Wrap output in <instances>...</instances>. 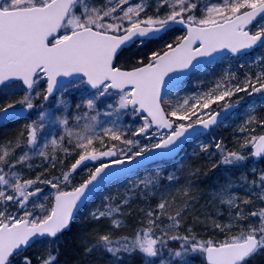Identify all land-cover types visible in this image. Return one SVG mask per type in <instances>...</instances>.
Returning <instances> with one entry per match:
<instances>
[{
    "label": "snow or ice",
    "instance_id": "snow-or-ice-1",
    "mask_svg": "<svg viewBox=\"0 0 264 264\" xmlns=\"http://www.w3.org/2000/svg\"><path fill=\"white\" fill-rule=\"evenodd\" d=\"M155 4L156 14L152 16L147 14L148 0H108L102 4L93 0L91 5L89 0H0V94L11 95L17 85L25 89L21 99L5 98L0 103V118H14L17 105L22 109H34L36 99L41 100L40 107L43 108L57 86L62 84L60 78L71 77L68 84L72 87L87 86L94 90L92 98L77 103L76 108L83 105L95 110L100 99L118 95L115 107L108 105L113 112L106 115L116 114L118 118L123 115L131 120L125 126L126 130L116 126L115 120L113 127L103 128L99 133L94 123H86L78 133L66 128L65 135L72 148L64 146L61 141L65 136H60L51 139L50 151L48 141L42 146L37 141L38 129L44 124L33 121L26 125L27 146L53 168L57 162L63 164V160L57 161V149L66 155L78 150L75 162L60 176L40 173L35 179H24L21 172L15 170L18 164L30 159L27 152L9 159L20 147L23 132L15 142L0 145V264H13V257L36 240L55 238L66 230L79 204L92 189L101 182L110 181L112 176L131 172L122 165L142 163L144 159L154 158L153 153L159 157L168 156L196 126L209 129L217 124L221 112H205V119L197 115L198 106L207 110L211 103L225 101L222 110L227 111L232 104L226 98L230 100L237 93L264 95V71L254 79L246 77L242 83L232 86L221 88L218 84L215 91L204 94L191 105L187 99L172 105L162 95L166 85L169 89L178 86L183 74L199 65V58H214V54L221 52L237 55L258 44L264 46V0H220L219 3L155 0ZM161 10H165L163 15H160ZM258 18L261 19L257 23ZM254 24L256 31L252 32L250 26ZM175 26L182 28L185 34L168 42L165 37L176 30ZM134 38L141 44L144 38L163 41V46L145 58H130L136 62L126 68L120 60ZM41 80L46 82L43 91L38 90ZM57 104L67 108L64 99L58 100ZM38 116L43 120L45 113L40 112ZM193 116H196L195 120H192ZM90 119L94 122L97 117ZM59 123L67 125L68 120ZM246 123L264 125V120L257 121L255 116H250ZM247 130L243 126L240 129L242 132ZM140 137L152 142L142 143ZM105 138L113 143L107 144ZM96 141L102 146L99 153ZM249 145L254 149L252 156L264 155V135L246 139L241 147ZM214 147L221 152L222 164L231 165L246 159L239 151L224 149L221 142H216ZM201 149L207 151L208 145H201ZM105 157L111 158L108 163L101 160ZM97 160L101 162L88 170L86 178L78 184L71 183L79 168ZM27 167L30 169L32 165ZM114 167L116 172H110L109 169ZM140 183L147 187L152 181ZM252 184L260 189L258 199L264 201V173L259 184L256 181ZM39 185L55 191L49 197ZM69 186L70 190H65ZM184 196H188L186 190ZM222 202L229 206V221L224 224L213 221V227L221 231L236 228L238 234L220 244L197 240L191 229L186 235L175 232L189 203L185 200L174 207L175 201L167 198H161L154 209L147 210L149 227L139 229L133 239L114 240L110 234H102L97 243L117 259L121 252L131 254L135 251L145 258H157L162 256L168 241H176L179 249H169V253L182 264L189 253L204 255L207 264H247L264 251V207L246 210V206L252 204L250 197L231 196ZM127 203L124 199L115 207L106 205L104 211H93L91 215L96 219L112 217ZM164 218L167 223L161 227ZM112 224L120 226L115 219ZM21 260L23 264H32L27 256ZM54 261L55 256L49 253L42 264H54ZM146 264L151 261L146 260ZM159 264H171V261L160 259Z\"/></svg>",
    "mask_w": 264,
    "mask_h": 264
},
{
    "label": "trees",
    "instance_id": "trees-1",
    "mask_svg": "<svg viewBox=\"0 0 264 264\" xmlns=\"http://www.w3.org/2000/svg\"><path fill=\"white\" fill-rule=\"evenodd\" d=\"M151 42L153 41H148V43ZM155 48V51H157L161 47L155 46ZM129 63L131 62L128 61V64ZM124 67L127 68V65H124ZM210 76H213V74L208 75V77ZM22 92L25 93V90H16L14 92V97L9 99H21ZM5 98L6 97L2 98V102ZM39 100L40 99L34 100V104H37ZM263 114L264 108L252 114V116H255L258 121L260 116L264 117ZM18 122L19 121L10 122L0 126V145L7 141L15 142L17 138L20 137L21 132L16 126ZM255 124L257 123L250 124L249 129L257 132V126L264 127V125L258 124L255 126ZM220 129L222 128L212 130L208 135L214 131H220ZM72 131L77 133L76 130ZM222 135L223 133H221V137ZM46 138L49 139L48 136H46ZM225 138L226 137H224V139ZM227 139L228 137L226 140ZM22 141V138H20V144ZM48 142L50 144V141ZM105 142L111 145L112 141L106 138ZM61 143L70 149L72 148V145L68 144V141L64 142L63 140ZM94 143L97 151L102 150L99 141ZM185 148H187V150L184 156L182 153L173 160H161L149 166L138 168L130 175L122 178L124 180L130 179V186L124 198L127 199L129 203L128 207L126 206L127 204L122 205L120 211L115 213L112 217L94 218L91 215L93 211H104L106 205L115 207L124 200L118 201L108 195L107 186L76 215L71 226L65 232L53 240L42 239L40 244L45 242L51 243L49 253L55 256L54 264H135V261L139 259L141 254L139 251H135L131 254L121 252L118 254L120 256L119 259L110 253L109 256H105L102 260L94 259L91 261L86 251V245L94 240L95 237L98 238L102 234H110L114 240H119L122 237H128V239L131 240L139 229L149 227L147 224V210L149 208L154 209L161 198H167L170 201L174 200V207H178L182 205L185 200H188L189 209L185 212L179 228L175 230V232H178L180 235L189 234L187 230L191 229L192 234H194L198 240H212L215 244L223 243L230 239L231 236L236 235L238 229L233 228L231 230L225 229L221 231L213 227V221L221 224L229 221V217L225 216V208L227 207V209H229V206L223 203L222 200L228 199L231 196L241 197L238 188L243 182H248L249 189L256 193L257 187L252 184L249 178L253 170L257 173L255 164H248V162H237L231 165L222 164L220 162L222 159L221 152L213 149L212 144L208 145L207 151L197 148L188 153L189 147L186 146ZM59 154H62V151L57 153V156ZM77 154L78 150L73 151L67 160L74 161L77 158ZM59 160H63L60 155L57 157V161ZM47 165H50V163L47 162V164H45L43 162H38L34 164L28 172L29 175L27 178L35 179L36 175L45 172V167ZM57 165L62 166L63 164L57 162L55 168ZM246 165H250L251 168L248 169L245 167ZM47 171L51 172L50 170ZM203 174L206 175V181H203ZM170 175L174 177L171 180L168 178ZM134 178L139 179L132 182ZM144 180H151L152 183L148 184L146 187L145 184L140 183V181ZM185 190L188 193L187 197L184 196ZM109 197L112 199H106ZM141 209L144 211L142 212ZM113 219L120 222L119 227L112 224ZM166 223L167 220L164 218L161 227H164ZM202 231L215 233H211V237L208 238L207 235L205 237L201 236V234H203ZM156 234L159 235V232ZM36 245V243L32 244L25 251L34 250ZM99 246L104 253V247L100 244ZM262 262L261 258H258L253 264H264V262ZM172 264H182V261L180 259H175L172 261ZM183 264L191 263L186 260Z\"/></svg>",
    "mask_w": 264,
    "mask_h": 264
},
{
    "label": "rangeland",
    "instance_id": "rangeland-1",
    "mask_svg": "<svg viewBox=\"0 0 264 264\" xmlns=\"http://www.w3.org/2000/svg\"><path fill=\"white\" fill-rule=\"evenodd\" d=\"M96 4L107 3L108 0H94ZM204 3H219L220 0H203ZM90 5L93 3V0H89ZM149 7L147 10L148 15L155 16V0H148ZM165 10H161L160 15L164 14ZM260 21V20H259ZM258 21V22H259ZM257 22V23H258ZM252 32L256 31V25L254 24L250 27ZM184 33L180 30L170 33L165 39L168 42H171L176 36H182ZM155 46L162 47L163 41L157 42L153 41L151 43H147L143 41V44L140 42H136L133 46L128 48L123 54L120 60L121 65H127V67H131L135 64V60L130 58L133 57H140L145 58L147 57L152 51H155ZM261 58H264V46H260L259 48L254 49L253 51L238 55H224L216 62L212 63L209 66H206L202 69L195 70L185 81L180 83L176 86L173 90H171L168 94L164 97L168 100L172 105L177 103H183L185 99L189 101V105L196 103L198 98L203 97L204 94L213 92L217 89V85H221V88L224 85L232 86L238 83H242L246 77L254 79L257 74L264 71V63H261ZM128 61L131 62L128 64ZM213 74V76L208 77V75ZM45 87L44 80H41L38 90L43 91ZM65 87H67V91H65ZM20 85H17L16 90L21 89ZM23 90V89H22ZM14 92L11 95L7 93L0 94V103L2 102V98H13ZM93 92V91H92ZM92 92L87 91L85 86H81L80 88H74L68 82L63 85L57 94L51 98L46 104H44L43 108L40 107V101L37 102L36 107L32 110V112L26 116L25 118L18 120L17 128L20 132L24 133L22 137V143L20 147L16 148L19 150H15V154L13 157H9V159H14L19 155L27 152L30 159L26 160L22 164H18L15 170H19L21 175L24 179H28V172L31 170L27 167L28 164H31L32 167L34 164L38 162H43L47 164L41 157L35 156L33 154L32 148L27 146V131L26 125L32 123L33 121H37V123H43L44 127L42 129H38L37 132V141L39 145H43L46 140L51 141L53 138L59 139L60 136H65L64 142L68 141L67 136L65 135V129L69 128L71 130H76L80 132L83 126L86 123H94L97 125L96 131L97 133L101 132L103 128L106 127H113L112 121H116V126L120 127L121 130H126L125 126L131 123V120L128 116L121 115L119 118L116 114L113 115H106V113L113 112V108H109L108 105H115L119 100L118 95H110L105 98H102L98 101L96 109L90 110L85 106H81L80 108H76V104L80 103L82 100H86L92 98ZM63 93V96L61 95ZM25 93L22 92L21 96L23 97ZM34 95V93H33ZM243 97V99H240ZM60 99H64L67 102V108L63 105H58L57 101ZM37 100V99H36ZM229 103L237 104L239 107L238 109L230 115L219 127L222 128L220 131H214L208 136H198L194 138L187 146L189 147L188 153L192 152L197 148H201V145H210L212 144L213 149L217 150L214 145L216 142H221L224 149L227 151H239L243 154L246 159L244 161H240L239 163H247L251 162V150L250 146L248 147H241L246 139H250L252 135L259 136L260 134L264 133V127L257 126L255 131H249L250 124H247L249 117L252 114L256 113L258 110L264 108V95L260 93H255L252 96H248L246 93H237L230 98H226ZM225 101H218L216 103H211L209 109L203 110L200 106L197 107L196 112L197 115H201L202 118H207V115H204L205 112H214L222 108ZM20 106V105H17ZM40 112H44L45 116L43 120H41L38 116ZM96 116V121H91V117ZM67 119L68 124L63 125L59 123L60 120ZM175 119V118H173ZM196 116L192 117V120H195ZM72 122V124H71ZM180 121H177L179 123ZM184 123H189L190 121H183ZM120 123V124H119ZM245 127L248 129L247 131H240L241 127ZM238 130L239 133L236 131ZM155 131V129H153ZM221 133H223L221 137ZM49 137V139L46 138ZM230 136V137H229ZM224 137H228L224 139ZM142 143H151L152 141H145L143 137H140ZM106 141V138H105ZM113 143V142H111ZM66 146V145H65ZM51 150V145L49 144V151ZM187 148H184L180 154H186ZM61 152L57 149V153ZM72 154V153H71ZM70 154V155H71ZM60 157L63 159L64 163L61 167L57 166L58 173L50 172L44 173L46 176H60L62 172L68 171L70 168L72 161H68L67 159L70 155H66L63 151L62 154H59ZM58 155V156H59ZM57 156V157H58ZM68 161V162H67ZM109 162V161H108ZM255 168L257 169V173L253 170L251 175L253 176L251 180L256 181L259 184L260 176L264 173V157L261 158L258 163H254ZM236 164V163H235ZM97 165H89L75 173L72 177L71 183L78 184L81 182L83 178L87 177L88 170L94 169ZM45 167V166H44ZM47 170L50 168L45 167ZM211 168V167H210ZM209 168V169H210ZM250 175V176H251ZM37 176V175H36ZM139 178L132 179V182L137 181ZM250 180V181H251ZM42 187L51 197L50 195L53 194L55 190L50 189L46 185H39ZM130 186V179H119L107 187V194L110 195L115 200H122L125 198L127 189ZM65 190H70V186L65 188ZM260 193V189L257 187L256 195L258 196ZM105 194V193H103ZM51 203V200H49ZM258 205L260 207H264V201L257 200ZM49 203V204H50ZM129 206V203L126 205ZM257 207V206H256ZM258 209V207H257ZM229 209L225 208V216L229 217ZM245 224L247 221L244 222ZM185 224V223H184ZM203 234L201 236H206L208 238L211 237V233L214 234L215 232H205L202 231ZM238 234V231H236ZM135 236H133L134 238ZM132 238V239H133ZM198 240V238H197ZM60 243V242H59ZM36 247L34 250H30L28 252L23 251L18 253L16 256L13 257V264H23L21 257L27 256L31 259L32 264H42L43 259L47 258L49 255V249L51 247V243L45 242L40 244V242L36 243ZM58 244V243H57ZM169 249L177 250L179 249V242L176 241H168L167 246L162 251V256L157 258H145L142 254H140L139 259L135 261V264H146V260L151 261V264H159L160 259L165 261H172L179 258H174L170 255ZM261 258L264 262V251H261L258 255L251 258L252 264L255 260ZM187 261L191 264H205L203 255L200 253H189L187 257ZM262 262V263H263Z\"/></svg>",
    "mask_w": 264,
    "mask_h": 264
},
{
    "label": "water",
    "instance_id": "water-1",
    "mask_svg": "<svg viewBox=\"0 0 264 264\" xmlns=\"http://www.w3.org/2000/svg\"><path fill=\"white\" fill-rule=\"evenodd\" d=\"M177 27H179V26H177ZM181 29H182V28H181ZM134 41H136L135 38H134ZM134 41H133V42H134ZM133 42H130L128 46H130ZM258 46H260V45L258 44V45L255 46V47H258ZM255 47H254V48H255ZM254 48H253V49H254ZM253 49H251V50H245V51L242 52V53H248V52L252 51ZM242 53H240V54H242ZM224 54H230V53H227V52H221V53H216V54H214V58H199V59H200V63H199V65H198L196 68H193L192 71L195 70V69H197V68L204 67V66H206V65L211 64L212 62H214L215 60L219 59V58H220L221 56H223ZM231 55H232V54H231ZM237 55H239V54H237ZM237 55H232V56H237ZM209 60H211L210 63L208 62ZM194 63H196V62H194ZM192 71L184 73L183 76H182V78H181V80H180V82H181L182 80H184V79H185V78H186V77H187ZM60 79H61V81H62V84H64L65 82H67L68 80L73 79V78H71V77H67V78H60ZM62 84H60V85L57 86V88L54 90L53 95L56 93V91L58 90V88H59ZM85 87H86L89 91H93L92 89L88 88L87 86H85ZM172 88H173V87H172ZM169 90H170L169 87L166 85V86L163 88V90H162V95L164 96L167 92H169ZM236 107H237V105L234 104V105H232V107L229 108L227 111H223L222 109L219 110V111H216V112H221V115L218 117V122H217V124H219L220 122L224 121L225 118H226L228 115H230V114L236 109ZM29 111H30V110L22 109V107H17V115H16L14 118L7 119V120L0 118V124H1V123H4V122H7V121H9V120L15 119V118L23 117V116H25ZM217 124L211 126L209 129H203V128L199 127V126H196V127L194 128V130H190V133L187 134V139H183V138H182V142L179 144V146H178V148L176 149V151H174L173 153H171V154L168 155V156L159 157V156H156L155 153H153V154H151V156L154 157V158H147V159H144L142 163H138V162L126 163V164L122 165L121 167L126 168V169H130L131 172H132V171H133L134 169H136V168L144 167V166L150 165V164H152V163H154V162H156V161H158V160H161V159H173L174 157H176V156L179 154V152L181 151V149L183 148V146H184L186 143H188V142H189L194 136L201 135V134H205V133L209 132V130H210L211 128H214ZM165 131H166V130H165ZM263 135H264V134H263ZM251 150H252V151L254 150V149L252 148V146H251ZM97 153H99V152H97ZM262 156H263V155H262ZM262 156H252V158H253L254 161H258L259 159L262 158ZM110 159H111V158H106V157H105V158H101V160H110ZM101 160L86 162V165H88V164H95V163H97V162H99V161H101ZM139 160H140V158H137V161H139ZM82 167H83V166H82ZM79 169H80V168H79ZM116 170H117V169H116L115 167L112 168V169H109L110 172H116ZM131 172H130V173H131ZM127 174H129V173H124V174H122V175L112 176V177L110 178V181H104V182H101V184L97 185L96 188L92 189V191H90V192L88 193V195H87L86 199L84 200V202L81 203V204H79L77 210H76V211L74 212V214H73L72 220L74 219L75 214H76V213H77V212L83 207V205H84V204H85L90 198H92V197H93V196H94L99 190H101L104 186H106L107 184H109V183L112 182L113 180H115V179H117V178H119V177L125 176V175H127ZM72 220H71V222H72ZM70 224H71V223H70ZM204 261H205V263L207 264L205 256H204Z\"/></svg>",
    "mask_w": 264,
    "mask_h": 264
},
{
    "label": "bare ground",
    "instance_id": "bare-ground-1",
    "mask_svg": "<svg viewBox=\"0 0 264 264\" xmlns=\"http://www.w3.org/2000/svg\"><path fill=\"white\" fill-rule=\"evenodd\" d=\"M253 26V25H252ZM252 26H250V27H252ZM125 51H123V53H124ZM122 53V54H123ZM264 115V114H263ZM259 120H264V117L263 116H260L259 118H258V121ZM259 123H257V124H255V126H257ZM218 128H215L214 130H217ZM250 130H252V129H250ZM249 130V131H250ZM237 133H239L238 132V130L236 131ZM264 134V133H263ZM263 134H260V135H263ZM252 136H254V135H252ZM251 136V137H252ZM250 137V138H251ZM250 150H251V146H250ZM251 152H252V150H251ZM264 157V155L262 156V158ZM251 162H248V164H252V162H256V161H254L253 160V158H252V155H251ZM50 167L48 170H50L51 172H56V173H58V168L56 167H51L50 165H47L46 167ZM57 166H59V167H61L60 165H57ZM245 167H247L248 169L249 168H251L250 167V165H246ZM48 174H50V172L49 171H46ZM43 173H45V172H43ZM251 175V174H250ZM249 175V178H250V180L252 179V175L250 176ZM205 176L206 175H204L203 174V181H206V179H205ZM253 180H251V182H252ZM241 184V183H240ZM237 186V185H236ZM238 190H240V196L241 197H239V198H245V197H250L251 199H252V204H250V205H247L246 206V210H252L253 208H256L257 209V207L258 208H260V205H258V202H257V200H258V196H255V195H253L255 192H253V191H251L250 189H249V183L248 182H243L241 185H240V187L238 188ZM256 194V193H255ZM257 206V207H256ZM97 241H98V238L97 237H95L94 238V240H92L89 244H87L86 245V248H91L92 249V251L91 252H87V254L90 256V260L92 261V260H94V259H100V260H102L105 256L107 257V256H109L110 255V253H108L106 250L104 251V253H105V255H104V253H103V250L101 249V247L99 246V244L97 243ZM247 264H252V261H251V259L249 260V261H247Z\"/></svg>",
    "mask_w": 264,
    "mask_h": 264
}]
</instances>
